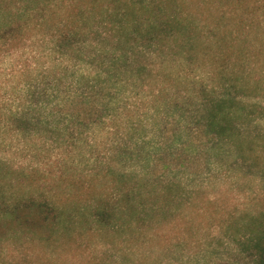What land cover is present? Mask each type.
I'll use <instances>...</instances> for the list:
<instances>
[{"label":"clouds","instance_id":"obj_1","mask_svg":"<svg viewBox=\"0 0 264 264\" xmlns=\"http://www.w3.org/2000/svg\"><path fill=\"white\" fill-rule=\"evenodd\" d=\"M24 7L0 0V264H264V0L223 65L212 0Z\"/></svg>","mask_w":264,"mask_h":264},{"label":"trees","instance_id":"obj_2","mask_svg":"<svg viewBox=\"0 0 264 264\" xmlns=\"http://www.w3.org/2000/svg\"><path fill=\"white\" fill-rule=\"evenodd\" d=\"M19 3L24 4V12L28 9V0H18ZM240 0H223V25L221 23H215L212 31L213 33L207 36L210 46L209 51H215L220 57V63L223 65L225 62L240 61L245 59L255 48L253 43L257 38L252 36L251 30H249L245 21L241 19V14H238L237 4ZM23 14V13H21ZM196 24L194 39L199 46L201 44L202 33L200 23L192 21ZM221 28H223L221 30ZM216 30V31H215ZM252 36V39H249ZM174 196L167 190L158 197H156L153 207L156 215H160L169 210L171 206H174ZM28 206H26L27 208ZM41 215H51L52 210L45 205H32ZM23 214V210H21ZM107 219V216L103 217Z\"/></svg>","mask_w":264,"mask_h":264},{"label":"rangeland","instance_id":"obj_3","mask_svg":"<svg viewBox=\"0 0 264 264\" xmlns=\"http://www.w3.org/2000/svg\"><path fill=\"white\" fill-rule=\"evenodd\" d=\"M213 7L205 9L197 19L199 20L201 26L202 39L201 44L198 46H203L208 50L210 43L208 42L207 36L213 33L212 29L215 23H221L223 25V0H212ZM223 28H221L222 30ZM216 31V30H215ZM168 211L160 214L164 216Z\"/></svg>","mask_w":264,"mask_h":264}]
</instances>
